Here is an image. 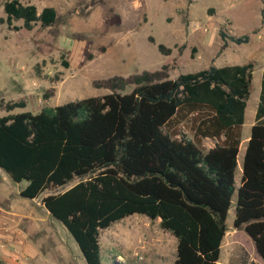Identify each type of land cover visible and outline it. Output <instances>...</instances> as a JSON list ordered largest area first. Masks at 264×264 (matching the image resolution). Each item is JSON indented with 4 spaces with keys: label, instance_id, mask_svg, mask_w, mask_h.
Segmentation results:
<instances>
[{
    "label": "trees",
    "instance_id": "trees-1",
    "mask_svg": "<svg viewBox=\"0 0 264 264\" xmlns=\"http://www.w3.org/2000/svg\"><path fill=\"white\" fill-rule=\"evenodd\" d=\"M3 12L1 24L21 21L15 30L28 32L37 24L52 26L57 17L54 8L38 12L18 0H6ZM109 23L119 24V15ZM219 37L220 51L227 39L238 45L249 41L248 35L228 37L221 30ZM158 50L171 53L162 44ZM253 68V63L211 66L169 79L164 66L133 76L126 94L115 92L125 80L113 78L106 82L108 94L2 116L0 169L11 182L27 183L19 191L27 200L80 179L43 197L41 205L72 237L85 264H101L100 231L132 215L160 220L176 240L173 264H218L234 195L233 227L243 229L264 262V71L239 184L235 181ZM3 106L10 112L25 102ZM180 123L191 138H176ZM206 138L215 141L207 150Z\"/></svg>",
    "mask_w": 264,
    "mask_h": 264
},
{
    "label": "rangeland",
    "instance_id": "rangeland-1",
    "mask_svg": "<svg viewBox=\"0 0 264 264\" xmlns=\"http://www.w3.org/2000/svg\"><path fill=\"white\" fill-rule=\"evenodd\" d=\"M5 1L0 0L2 19ZM18 1L34 5L38 12L54 8L57 17L52 26L41 28L37 24L29 32L15 30L21 21L11 26L0 23V117L36 114L70 101L108 94L111 91L106 82L113 78L125 80L124 88L115 92L126 94L134 87L133 76L162 71L164 66L168 78L176 79L195 70L198 61L211 58L213 50L217 57L223 53L225 49L219 51L217 46L221 30L228 37L249 36L246 44L226 40L235 49L228 51L237 59L235 64L254 65L243 128V140L248 138L264 70V0ZM114 15H119V24L109 23ZM201 39L208 42L201 43ZM159 44L171 49L170 55L161 54ZM18 101L25 102V107L6 112L5 103ZM176 130L181 133L176 138H191L185 123ZM214 144V140H202L206 150ZM246 144L242 142L239 148L237 185ZM79 180L27 200L19 196L27 183L11 182L0 169V264H85L72 237L41 205L43 197L61 193ZM234 203L235 195L218 264H264L243 229L233 227ZM159 222L132 215L101 230V264H173L176 240Z\"/></svg>",
    "mask_w": 264,
    "mask_h": 264
},
{
    "label": "crops",
    "instance_id": "crops-1",
    "mask_svg": "<svg viewBox=\"0 0 264 264\" xmlns=\"http://www.w3.org/2000/svg\"><path fill=\"white\" fill-rule=\"evenodd\" d=\"M201 41V43H205V42H208V40L207 39H201L200 40ZM212 42V41H211ZM210 42V43H211ZM210 43H209V45H210ZM222 41H221V39H220V37H219V42L217 43V46L220 48V46L222 45ZM214 44V43H213ZM213 44H212V48H213ZM233 44H235V43H233ZM236 46V45H235ZM207 47H208V45H207ZM206 47V48H207ZM210 48V47H209ZM225 50L223 51V53L222 54H220L219 55V57H217V52L215 51L214 52V50H213V52H211V58H209V59H207V60H203V61H198L197 63H199V64H197L196 66H195V70H193V71H191L190 73H194V72H198V71H201V70H205V69H208L209 67H211V66H214V67H216V68H221V67H226V66H234V65H238V64H235L236 62V60L237 59H235V58H232V57H230L229 55H228V51H230V52H234L235 51V49H234V47H232V45H230V44H228L227 43V41H226V47L224 48ZM208 50V49H207ZM217 51H218V49H217ZM219 51H220V49H219ZM207 52V51H206ZM229 52V53H230ZM244 64H246V63H244ZM240 65H243V64H240ZM263 71L264 70H262L261 71V73H260V75H261V79H260V90H261V81H262V73H263ZM254 73V72H253ZM187 74V73H186ZM258 103H259V99L257 100V102H256V109H257V106H258ZM246 107H247V103H246ZM247 108H245V110H246ZM256 109H255V111L254 112H252V116H251V123H250V127H252L254 124H255V113H256ZM245 124H246V116H245V113H244V123H243V125H242V129H241V142H240V146H239V148L241 147V144H242V142H244V143H246L247 141H248V139H249V136H250V134H249V136H248V138H246V140H243V128H244V126H245ZM251 129V128H250ZM245 151V150H244ZM240 176H241V174H240ZM239 179H240V177H239ZM235 181H236V177H235ZM239 184V183H238ZM237 185V184H236ZM35 200V199H34ZM3 212H5V211H3ZM6 214H11V213H9V212H5ZM47 213V212H46ZM48 214V213H47ZM159 220V219H158ZM0 221H1V218H0ZM160 221V220H159ZM2 224L4 223V222H1ZM263 262V261H262ZM264 263V262H263Z\"/></svg>",
    "mask_w": 264,
    "mask_h": 264
}]
</instances>
